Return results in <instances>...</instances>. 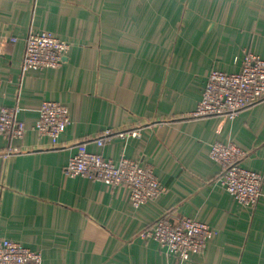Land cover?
Listing matches in <instances>:
<instances>
[{
  "label": "crops",
  "instance_id": "crops-1",
  "mask_svg": "<svg viewBox=\"0 0 264 264\" xmlns=\"http://www.w3.org/2000/svg\"><path fill=\"white\" fill-rule=\"evenodd\" d=\"M32 29L69 44L59 68L21 72ZM247 52L264 58V0H0V109L18 106L26 129L0 135V237L42 264H264V100L232 119L191 117L210 71H240ZM44 100L71 118L56 145L33 129ZM214 142L262 175L253 208L220 185ZM80 149L150 166L164 191L135 208L126 186L70 177ZM162 217L205 222L213 237L183 261L138 236Z\"/></svg>",
  "mask_w": 264,
  "mask_h": 264
},
{
  "label": "built area",
  "instance_id": "built-area-1",
  "mask_svg": "<svg viewBox=\"0 0 264 264\" xmlns=\"http://www.w3.org/2000/svg\"><path fill=\"white\" fill-rule=\"evenodd\" d=\"M14 41V40H12ZM69 50V44L55 33L40 29L29 30L21 63V72L59 68ZM264 100V58L247 52L238 72L213 69L207 76L202 97L191 113L193 118L207 116L236 117L243 109ZM18 106L0 109V135L9 139L23 138L24 122L17 118ZM71 123L67 106L44 100L38 109V119L33 129L39 136L46 135L56 145L59 136ZM105 130L96 139L102 147L112 137ZM123 137L125 134H117ZM138 137L139 131L129 132ZM10 152L5 154L9 156ZM246 152L233 143L214 142L209 157L220 166L218 181L223 189L240 205L253 208L262 195L263 177L259 172L241 165ZM70 177H88L111 186H126L133 207L138 208L164 191L154 170L138 161L121 157L114 162L99 153L80 149L65 167ZM213 229L205 222L191 217L171 221L159 218L138 233L142 239L155 240L168 255L183 261L200 254L207 241L213 237ZM0 264H42L39 250L30 249L20 242L0 237Z\"/></svg>",
  "mask_w": 264,
  "mask_h": 264
}]
</instances>
